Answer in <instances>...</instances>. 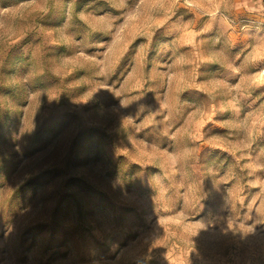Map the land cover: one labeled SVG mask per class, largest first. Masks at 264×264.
I'll return each mask as SVG.
<instances>
[{"label":"rangeland","instance_id":"obj_1","mask_svg":"<svg viewBox=\"0 0 264 264\" xmlns=\"http://www.w3.org/2000/svg\"><path fill=\"white\" fill-rule=\"evenodd\" d=\"M264 0H0V264H264Z\"/></svg>","mask_w":264,"mask_h":264},{"label":"snow or ice","instance_id":"obj_2","mask_svg":"<svg viewBox=\"0 0 264 264\" xmlns=\"http://www.w3.org/2000/svg\"><path fill=\"white\" fill-rule=\"evenodd\" d=\"M262 75H264V74H262Z\"/></svg>","mask_w":264,"mask_h":264}]
</instances>
